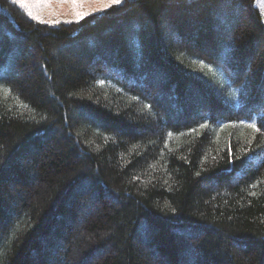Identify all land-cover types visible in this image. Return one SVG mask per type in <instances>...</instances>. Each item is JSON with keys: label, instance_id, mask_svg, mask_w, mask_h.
Wrapping results in <instances>:
<instances>
[{"label": "trees", "instance_id": "16d2710c", "mask_svg": "<svg viewBox=\"0 0 264 264\" xmlns=\"http://www.w3.org/2000/svg\"><path fill=\"white\" fill-rule=\"evenodd\" d=\"M255 1L0 0V264H264Z\"/></svg>", "mask_w": 264, "mask_h": 264}, {"label": "rangeland", "instance_id": "374dc122", "mask_svg": "<svg viewBox=\"0 0 264 264\" xmlns=\"http://www.w3.org/2000/svg\"><path fill=\"white\" fill-rule=\"evenodd\" d=\"M255 4L259 8L264 21V0H256ZM19 5L22 9L25 10L27 15L31 19L35 21H43L47 23L78 20L80 18V16H78V13H82L85 16L89 13L99 12L97 9L107 8V6L105 5V3L102 2V0H78L77 3L69 2V0H24V2ZM101 65H102L101 67L104 68L105 64L101 62ZM108 72L111 75H113V72H111L109 69ZM150 75L152 76L153 73H151ZM149 79L151 80L150 76ZM187 99L188 100L191 99L189 95L187 96ZM93 209L95 208L92 207L90 211H92ZM82 210L84 211V209ZM81 222L82 220H77L71 223V228L73 232H77V233L81 232V228H80ZM59 244L61 243L58 242L57 244L55 243L54 245L55 247H58L56 245ZM61 245H63V243ZM185 255H186L184 258L186 259L185 263L190 262L191 259L190 256H188L187 252ZM100 256L101 254L94 255L92 258L88 259L86 264H93L97 262ZM185 263L183 262V264Z\"/></svg>", "mask_w": 264, "mask_h": 264}, {"label": "snow or ice", "instance_id": "6c2138e0", "mask_svg": "<svg viewBox=\"0 0 264 264\" xmlns=\"http://www.w3.org/2000/svg\"><path fill=\"white\" fill-rule=\"evenodd\" d=\"M23 2H24V0H12L13 4H22ZM69 2L77 3L78 0H69ZM102 2L105 3V5L107 7H111L112 5H119L122 2V0H102ZM97 10L103 11L104 9H97ZM89 14H91V13H89ZM29 15H30V13H29ZM78 16H80V18L83 19L84 14L78 13ZM250 126L253 128L256 127L255 124H252ZM256 130L259 131V129H256Z\"/></svg>", "mask_w": 264, "mask_h": 264}]
</instances>
